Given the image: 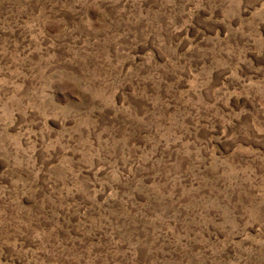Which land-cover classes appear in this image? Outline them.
<instances>
[{
  "label": "rangeland",
  "instance_id": "374dc122",
  "mask_svg": "<svg viewBox=\"0 0 264 264\" xmlns=\"http://www.w3.org/2000/svg\"><path fill=\"white\" fill-rule=\"evenodd\" d=\"M0 264H264V0H0Z\"/></svg>",
  "mask_w": 264,
  "mask_h": 264
}]
</instances>
